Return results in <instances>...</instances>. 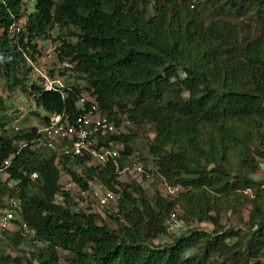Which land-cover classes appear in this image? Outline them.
Masks as SVG:
<instances>
[{
    "label": "trees",
    "instance_id": "trees-1",
    "mask_svg": "<svg viewBox=\"0 0 264 264\" xmlns=\"http://www.w3.org/2000/svg\"><path fill=\"white\" fill-rule=\"evenodd\" d=\"M33 6L27 12L24 0H0V70L7 87H17L45 114L76 117L96 105L117 126L150 124V178L181 190L150 196L133 181L119 182L112 163L79 175L64 161L82 189L90 182L122 187L117 215L124 222L112 229L103 216L73 211L69 193L55 202L62 191L54 157L22 150L0 172L7 176L0 175V201L4 194L19 200V216L32 234L4 232L0 243L8 241L15 253L0 251V264H60L61 253L65 264H263L264 0H33ZM243 18L253 19L240 23ZM54 29L57 62L74 63L57 74L67 87L63 95L33 84L24 59H35L36 42ZM63 72L73 74L71 83ZM83 92L93 103L78 107ZM2 104L0 97L4 133ZM34 130L0 137V168L15 151L13 141ZM127 133L114 137L125 147L120 168L132 153ZM223 199L232 203L238 226L223 224L229 211ZM171 219L194 226L171 230Z\"/></svg>",
    "mask_w": 264,
    "mask_h": 264
},
{
    "label": "built area",
    "instance_id": "built-area-1",
    "mask_svg": "<svg viewBox=\"0 0 264 264\" xmlns=\"http://www.w3.org/2000/svg\"><path fill=\"white\" fill-rule=\"evenodd\" d=\"M20 25H13L10 28V34L18 33ZM55 48L53 46L52 50ZM24 57L30 70V78L35 85L45 92L63 94V90L67 87L60 78L50 75L44 65L38 64L26 55ZM59 68L71 70L74 68V63L62 61ZM24 110L25 107L23 106L17 108L18 113L24 112ZM128 126H130V123L126 120L117 126L103 115L96 105H92L86 113L76 117H69L66 113L50 114L47 121L30 138L18 140L14 144L16 150L10 158L3 161L0 172H3L9 166L12 157L21 150L41 153L47 151L50 156L54 157V164L61 173H67L64 168L65 164L74 173L80 175L93 166L102 169L108 163H112L119 182H122L120 181L121 175H128L130 180L132 179L131 181L141 185L142 176L147 179L150 178L149 170H153L152 167L151 169L145 168L141 163L134 160L132 155L123 161L124 165L121 168L118 165V159L121 158L125 147L122 141L116 140L114 137L124 133V127ZM64 161H66L65 164ZM29 178L30 180H36V173L30 174ZM165 190L167 191L166 196L174 197L181 189L180 186L166 184ZM62 191L71 195L72 201H74L71 208L73 211L101 217L104 214V209L109 205L117 204L121 197L120 186L117 184L114 185V190H109L98 182H90L87 189H81L71 181L70 176ZM55 199L56 202L62 203V197H59V195H56ZM19 212L20 202L18 199L7 198L0 201V239L2 234L7 231L30 233L25 222L21 220H19V223L15 222ZM171 220L173 222V225H171L172 230L173 227L177 228L179 223L173 219Z\"/></svg>",
    "mask_w": 264,
    "mask_h": 264
},
{
    "label": "rangeland",
    "instance_id": "rangeland-1",
    "mask_svg": "<svg viewBox=\"0 0 264 264\" xmlns=\"http://www.w3.org/2000/svg\"><path fill=\"white\" fill-rule=\"evenodd\" d=\"M33 1H30L29 5H28V11L27 12H31L33 11ZM253 19V18H251ZM251 19L248 18H243L241 20H239L240 23H245V24H249L251 22ZM255 33V31L252 32H248V33H242L244 36H250L253 35ZM49 35H51V37H46L44 39H40L38 40L37 43V50L38 53L36 54L37 56V63L38 64H42L44 65V67L47 70H52L53 73H55V75L60 74L62 71H60L58 69V62L57 59L52 51L54 43L53 39H55L58 35V32L56 29L52 30ZM74 39H72L73 41ZM64 74L62 75L65 79L66 82L71 83L73 81V74H71L70 72H63ZM58 76V75H57ZM7 82L8 79L5 76L4 72H2L0 70V97L3 99V111L1 113H4V115L7 117L6 121H7V126L6 129L7 131L0 132V137L3 138H9L12 135L15 134V129L14 126H17L18 128L23 129H27L30 126H35L37 124L40 123V119L39 117H43L46 114L44 113V111L40 108H36L31 97L27 96L25 93H22L21 90L19 91L18 88H13V89H9L7 87ZM82 83V82H80ZM20 89V88H19ZM83 98L84 99H90L92 97H89V95L85 94V92H83ZM27 107L25 108L26 111L22 112L21 115H18V117H13V111L16 107ZM15 112H19V111H15ZM16 120V121H15ZM17 124H16V123ZM124 131L125 133H127V135H129V143L128 145L130 146V148L132 149V157L134 160L139 161V159H143L142 164L145 168L151 169V167L153 166V161H152V157L149 155L148 153V141H150L153 137V130H152V126L148 123H142L139 125H133L132 123H130V126L128 127H124ZM50 153L49 152H44L43 155L48 156ZM139 158V159H138ZM150 171V170H149ZM4 177V176H3ZM132 180V179H131ZM130 178L128 177V175H121L120 177V181H122V183H126L131 181ZM68 180H67V176L66 173H61L60 177H59V183L60 185H65L67 184ZM132 182V181H131ZM165 183H161V179H159L157 176H153L149 179L143 178L142 179V184L141 186L147 190L148 194L150 196L156 194V192L162 194L163 196H166L167 191L165 190ZM120 192L122 194V187L120 188ZM4 196L6 197V194H4ZM122 197V195H121ZM120 197V198H121ZM229 200V199H228ZM233 203L236 205L239 204V202L236 200V197H232ZM232 204L231 202H226L225 199L221 200V205L224 206L225 208L229 209L228 212L223 211V224L225 225L226 223L230 224L231 226H238V222H239V218L237 217V213H235L232 210V206L230 205ZM118 202L117 204H113V205H109L108 207H106L105 210V214H103L104 217V223H106L110 228L112 229H116L119 226H121V223L119 224L118 221L120 222H124V220L117 215L118 213ZM223 208V209H225ZM176 214H182L183 212L181 210H178L176 208H174V211ZM242 219H246L247 217V211L244 210L242 212ZM123 224V223H122ZM180 232H184L186 231L188 228H192L194 225L193 224H189V225H180ZM202 228L206 231H210L211 230V226L207 223H204L203 225H201ZM25 244H22V248L24 247V249H28V245L29 243L27 241H25ZM0 251H5V252H12L14 251L13 246L9 245V242H2L0 243ZM15 253V252H12ZM64 257H67V254L65 253H61V260H60V264H65L64 262ZM261 262L264 264V256L261 259Z\"/></svg>",
    "mask_w": 264,
    "mask_h": 264
},
{
    "label": "clouds",
    "instance_id": "clouds-1",
    "mask_svg": "<svg viewBox=\"0 0 264 264\" xmlns=\"http://www.w3.org/2000/svg\"><path fill=\"white\" fill-rule=\"evenodd\" d=\"M24 1L27 2L28 5H29L30 1H33V0H24ZM22 21H24V19H22L21 22H22ZM58 45H59V43L54 44L55 47H57ZM55 49H56V48H55ZM55 49L52 50L53 53L55 52ZM26 56H28V55H26ZM28 57H29V56H28ZM24 59H25V57H24ZM30 59H32V58H30ZM32 60L37 62V56L35 55V59H32ZM25 63H26V61H25ZM60 63H61V62H60ZM60 63H58V69H59V70H61V69L59 68V64H60ZM26 66H27V64H26ZM27 67H28V66H27ZM28 69H29V67H28ZM29 71H30V70H29ZM48 72H49L50 75H52V76H56V77L60 78L59 76L55 75V73H53L52 70H48ZM29 73H30V72H29ZM29 77H30V75H29ZM60 79H61V78H60ZM61 80H62V79H61ZM62 81H63V80H62ZM63 83H64V82H63ZM33 84H34V83H33ZM36 86H37V85H36ZM37 87H38V86H37ZM39 88H40V87H39ZM40 89H41V88H40ZM41 90H42V89H41ZM44 92H45V91H44ZM59 94H60V93H59ZM62 95H63V94H62ZM31 99H32V98H31ZM32 101H33V99H32ZM83 101H90V102L93 103L92 100H90V99H84L83 96H82V99L77 103L78 107H81V106H82V102H83ZM33 103H34V101H33ZM34 105H35V103H34ZM18 107H19V106H18ZM18 107H16V108L14 109V111H13V115H12L13 117H18V115H21V113H22V112H20V113L15 112V111H17V108H18ZM35 107H36V106H35ZM25 108H27V107L25 106ZM24 111H26V109H25ZM49 115H50V114H46V115H45V117H46V120H45V121H47ZM43 117H44V116H43ZM41 118H42V117H41ZM39 119H40V117H39ZM15 121H16V120H15ZM45 121H43V123H42L41 120H40V123H39V124H37V125H35V126H30L29 128H27V129H23V130H22L21 128H18L17 126H14V129L16 130L15 133H16V132L18 133V132H20V131H25V130H29V129H31V128H34V129H35L34 132H33V134H34L35 131H36V130H37L42 124L45 123ZM15 123H16V122H15ZM16 124H17V123H16ZM4 132H5V131H4ZM30 137H31V136H30ZM23 139H27V138H23ZM23 139H17V140H14V141H13L12 146L14 147L15 150H16V148H15V145H14V144H15L18 140H23ZM24 150H25V149H24ZM21 151H22V150H21ZM21 151H20V152H21ZM42 153H44V152H42ZM11 155H12V154H11ZM8 158H10V156H9ZM8 158H7V159H8ZM12 158H13V157H12ZM10 162H11V161H10ZM2 166H3V162H2ZM2 166H1V167H2ZM56 168H57V167H56ZM57 169H58V168H57ZM58 171H59V170H58ZM3 172H4V171H3ZM59 173L61 174L60 171H59ZM0 175L2 176L1 179L5 181L7 176H6L5 174H3V173H0ZM3 176H4V177H3ZM66 176H67V180H68L69 174L66 173ZM29 177H30V176H29ZM32 181H34V180H32ZM8 185H14V182H11V181H10V182H8ZM63 186H64V185H61V191H62ZM79 187H80V186H79ZM80 188H81V187H80ZM81 189H82V188H81ZM64 193H68V192H63V191H62L61 194H57V195H59V197H63L62 194H64ZM7 198H8V197H7ZM7 198L5 197L3 200H5V199H7ZM55 202H56V199H55ZM19 215H20V212H19V214H18V217L16 218V219H17V220H16L17 223H19V220L25 222L24 220H22V219L20 218ZM25 223H26V222H25ZM26 224H27V223H26ZM27 227H28V225H27ZM28 230H29V232H30L29 234H32V233H31V230L29 229V227H28Z\"/></svg>",
    "mask_w": 264,
    "mask_h": 264
},
{
    "label": "crops",
    "instance_id": "crops-1",
    "mask_svg": "<svg viewBox=\"0 0 264 264\" xmlns=\"http://www.w3.org/2000/svg\"><path fill=\"white\" fill-rule=\"evenodd\" d=\"M261 172H263V173H264V163H263V164H261Z\"/></svg>",
    "mask_w": 264,
    "mask_h": 264
}]
</instances>
